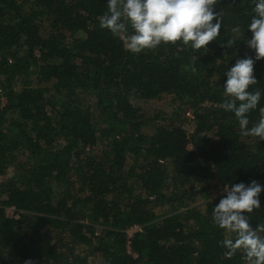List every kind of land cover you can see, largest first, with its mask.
Listing matches in <instances>:
<instances>
[{"label":"trees","instance_id":"trees-1","mask_svg":"<svg viewBox=\"0 0 264 264\" xmlns=\"http://www.w3.org/2000/svg\"><path fill=\"white\" fill-rule=\"evenodd\" d=\"M215 7L222 28L208 49L132 54L99 27L106 0H0V264H244L223 255L230 234L212 224L222 193L211 191L264 184V141L220 107L227 67L254 54L224 46L252 4ZM254 75L250 90H264V59ZM150 102L169 113L145 114Z\"/></svg>","mask_w":264,"mask_h":264},{"label":"clouds","instance_id":"clouds-1","mask_svg":"<svg viewBox=\"0 0 264 264\" xmlns=\"http://www.w3.org/2000/svg\"><path fill=\"white\" fill-rule=\"evenodd\" d=\"M107 10L98 17L99 27L118 37L126 51L140 54L162 44L182 45L193 52L208 49L220 34L222 14L216 0H106ZM252 15L246 31L237 24L232 38L224 42L231 48L243 41L253 55L245 53L224 72L220 107L231 112L245 137L264 141V90L250 87L257 84L256 61L264 59V0H251ZM245 33L250 38L245 39ZM258 110V119L250 125L249 113ZM264 184L256 179L224 184L211 213L212 224L229 233L220 241L224 257L238 252L244 264H264V223L252 225V214L262 207ZM24 264H34L31 259Z\"/></svg>","mask_w":264,"mask_h":264},{"label":"rangeland","instance_id":"rangeland-1","mask_svg":"<svg viewBox=\"0 0 264 264\" xmlns=\"http://www.w3.org/2000/svg\"><path fill=\"white\" fill-rule=\"evenodd\" d=\"M144 111H145V114L147 113H151L153 111H162V110H165V111H168L169 113V107L166 106V105H163L161 103H145L144 104V107H143ZM187 108H185L184 111H186ZM184 116L186 117L185 113H184ZM185 124H184V127L185 129L187 130L188 133H191L193 131V128H194V123L193 122H190L188 119H185ZM222 189L223 188H220L219 190H215V191H211L212 194H213V197L222 193ZM205 201V198H203L200 194H196L193 198H192V203L194 205H199L201 206ZM159 208L158 206L156 207V213L159 212ZM6 213L8 215H11L12 214V209H6ZM98 233V230L96 232V234Z\"/></svg>","mask_w":264,"mask_h":264},{"label":"built area","instance_id":"built-area-1","mask_svg":"<svg viewBox=\"0 0 264 264\" xmlns=\"http://www.w3.org/2000/svg\"><path fill=\"white\" fill-rule=\"evenodd\" d=\"M185 115L187 117V119L190 121V122H193L192 118V113H191V110L190 109H186L185 111ZM140 229V227L138 225H133L131 226L128 230H127V233L128 235L130 236L134 231Z\"/></svg>","mask_w":264,"mask_h":264}]
</instances>
